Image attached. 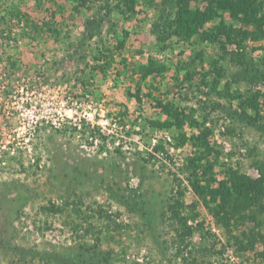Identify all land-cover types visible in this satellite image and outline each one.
<instances>
[{"label":"rangeland","instance_id":"374dc122","mask_svg":"<svg viewBox=\"0 0 264 264\" xmlns=\"http://www.w3.org/2000/svg\"><path fill=\"white\" fill-rule=\"evenodd\" d=\"M178 3L0 0V264H264V201L242 218L211 211L187 182L192 144L175 146L178 131L151 122L164 116L159 96L194 108L209 118L226 166L259 179L264 113L256 117L225 94L226 87L231 95L264 93V40L247 39L244 51L229 45L220 94L197 89L199 71L211 68L206 60L192 86L177 83L175 69L166 73L156 98L145 95L153 76L132 73L141 101L134 96L135 62L190 61L201 49L220 56L218 45L174 35ZM127 4L135 9L124 14ZM13 7L23 21L10 19ZM90 18L100 21V34L87 32ZM161 142L167 152L156 150ZM225 171L215 167L218 180ZM179 189L186 214L196 216L189 235L172 215Z\"/></svg>","mask_w":264,"mask_h":264},{"label":"trees","instance_id":"16d2710c","mask_svg":"<svg viewBox=\"0 0 264 264\" xmlns=\"http://www.w3.org/2000/svg\"><path fill=\"white\" fill-rule=\"evenodd\" d=\"M86 1L89 2V0H83V2ZM190 1L191 0H179L175 19L170 23L174 35L186 42H195L197 45H200L204 41L216 45V47L218 45L220 56L218 58L213 55L207 57L205 52L201 49L196 52V56L192 57L190 61L179 60L178 63H174L172 60L167 59L163 63H159L151 58L147 64L135 62L134 65L136 66L135 68L134 66L132 67L131 79L137 87L139 86L137 95H134L137 100L141 101L139 94L142 89L139 84V78L134 77L132 73H139L140 79L142 80H146L148 77L153 76L154 81L147 82L149 90L145 95L150 98L155 96L156 98V92L161 94V89L164 86L166 87V85L163 84L166 73L175 69L171 73L175 75L177 83L180 84L187 81L190 86H192V79L197 73L196 65L198 61L205 63L206 60L209 61L211 68L206 72L199 71L198 78L200 82L196 85L197 89H200L199 91L207 93L208 95L212 92L214 93V91L220 94L218 89L221 87L223 74L225 72L220 63L227 55L229 45H236L239 47L238 49L240 51H244V42L247 39H251L255 42L264 40V0H209V5L205 9L200 7L193 8L190 6ZM75 2L76 0H73V3ZM127 5V10L123 12L124 14L129 11L132 12L135 9L134 6ZM1 6L3 7V3ZM75 8L78 10V5L75 6ZM7 11L8 10H6V12ZM19 11V8L13 7V12H7V14L9 15L11 13L9 15L11 19L12 17H18L20 15ZM8 15L2 17L7 18ZM226 15H228V17ZM20 19L18 21L21 22L24 18L20 17ZM85 21L87 32L92 31L91 33L93 34V31L98 29V33H101L99 30L101 28L99 20L90 18ZM26 25L30 26V28L32 27L31 24ZM23 28L21 29L23 30ZM119 41V46H124L126 41L125 38ZM256 46L255 50L260 49V45ZM109 47H111L110 43L108 45L106 44L103 47L104 50L102 49V53L106 50H110ZM262 50L264 51V47H262ZM235 54L240 57L243 53L236 52L233 53V56ZM95 57L100 59L97 56ZM123 61H125L123 65L126 68L128 60L124 58ZM99 66L104 67L101 64H99ZM202 86L207 89L206 92L201 89ZM226 88L228 90L225 95H229L231 99L237 100L242 108L253 110V114H255L256 117H261V114L264 113V109H259L260 103L262 101L264 102V93L260 91H244L238 93L234 92V94L232 93L231 95L229 87ZM166 90L167 89H165V91ZM156 99L157 105L160 107L161 113L164 116L152 120L151 122L159 128H173L177 130L178 135L174 136V138L178 141L175 142V146H182L187 143L192 144L193 155L187 157L185 166L187 171L190 172L187 176V182L211 211L227 215L231 219H235L238 215L239 218H242L246 217L243 216V212L250 209L253 205L257 206L259 203H263L264 172L259 179H253L238 170L226 166L224 160L221 159L222 152L211 142L214 129L207 126V123L210 121L207 116H200V118H197V111H195L194 108L187 109L178 103L179 101L177 102L174 99L164 101L160 96ZM187 125L191 129V134H188L185 130ZM195 130H198V132H195ZM170 141L171 140L166 139V143H172ZM159 149L166 151L167 148L165 144L161 142L156 147V150ZM215 167H220L223 171L226 170V177L221 179V181L216 177L214 172ZM209 174L211 175L209 176ZM178 179L182 180L180 178ZM183 196L184 191L181 189L177 190V195L174 197L171 209L174 213L172 214L173 217L183 225L182 233L184 235H189L194 232L193 227L189 225V220L191 217L196 219V216L186 214L190 206L185 203ZM199 225L200 224H197L196 227ZM255 239L257 238L254 237L253 240Z\"/></svg>","mask_w":264,"mask_h":264},{"label":"built area","instance_id":"2783aa9c","mask_svg":"<svg viewBox=\"0 0 264 264\" xmlns=\"http://www.w3.org/2000/svg\"><path fill=\"white\" fill-rule=\"evenodd\" d=\"M169 139H171L170 137H168Z\"/></svg>","mask_w":264,"mask_h":264}]
</instances>
